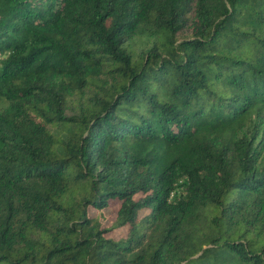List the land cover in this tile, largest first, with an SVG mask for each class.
Wrapping results in <instances>:
<instances>
[{
    "label": "trees",
    "instance_id": "trees-1",
    "mask_svg": "<svg viewBox=\"0 0 264 264\" xmlns=\"http://www.w3.org/2000/svg\"><path fill=\"white\" fill-rule=\"evenodd\" d=\"M0 264H264V0H0Z\"/></svg>",
    "mask_w": 264,
    "mask_h": 264
}]
</instances>
